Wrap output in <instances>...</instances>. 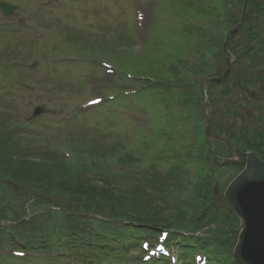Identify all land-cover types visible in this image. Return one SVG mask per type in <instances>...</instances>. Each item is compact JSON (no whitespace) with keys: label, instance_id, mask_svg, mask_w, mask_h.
I'll return each instance as SVG.
<instances>
[{"label":"rangeland","instance_id":"rangeland-1","mask_svg":"<svg viewBox=\"0 0 264 264\" xmlns=\"http://www.w3.org/2000/svg\"><path fill=\"white\" fill-rule=\"evenodd\" d=\"M9 1L18 3L20 10L16 15L17 18H22L23 21H21L22 27L15 33L11 29V26L15 27V25H11L10 20L3 19L0 16V63L11 62L8 70L11 74V79L5 78L6 82L9 81L7 83L9 94L0 102V112L7 111L10 113L11 120H22L31 114L34 106L38 104L45 105L47 108L46 114L35 119L29 125V129L25 130L19 139L22 147H33L38 151V155L47 159H53L52 149H57L56 151L59 153L60 150H63L61 147L65 146L68 141H71L78 148L84 147L86 149L87 143L91 144V142L110 147L112 146L111 144L118 140V136L123 134V138L127 142H131L138 130L146 131L147 124L152 122V120L149 121L148 119L147 122L144 118V123H146V126H144L139 119L131 116L127 109H125L124 115L128 119L122 116L117 117L112 111L111 105H107V94L99 92L87 94V91H83L81 84L89 86L87 78L92 72H95L96 66H100L99 63L118 70L121 76H124L128 71L133 72L134 77L138 78L136 84L140 86L142 81L139 78L150 76L173 85L183 83L186 79L193 80L195 78L193 76L194 73L189 69L187 70L188 75L183 73V70L187 69L184 58L192 62L194 58L197 60L201 59L197 54L198 51L194 53L192 52L193 49L190 48V44L193 46L197 43V39L194 38H197L199 31L196 32L194 38L183 37V33L180 32V29L185 26L183 24L184 17L185 19H190L186 23H193L189 15L190 10L184 16L186 6L182 4L183 0ZM184 2L187 5L191 3L197 5L199 0H185ZM138 7H142L143 11H137ZM55 16L60 17L61 20L56 19ZM197 21L201 26L208 25L207 28L213 24V22H209V18L205 14L197 18ZM139 22L145 24L142 30L153 28L151 37L148 40V46L141 40L133 44L130 43L132 40L129 39V36L135 34V24ZM260 22L264 24V19L260 20ZM211 29L212 31L220 30L216 25H212ZM191 30L193 32L196 31L194 29ZM240 32L241 30L234 37L237 40L236 43H239V40L242 41L240 36L237 37ZM202 35L205 37L206 32H203ZM189 39L192 42L188 43ZM38 43L43 44L44 48L41 50L42 54L39 56L40 60L36 65L37 68L32 69L30 67V63L34 59L33 57L30 60L33 56L32 47H36ZM181 43H184L183 47H179L182 45ZM230 43L232 42L230 41ZM199 46L204 51L208 49V47L199 44L194 45V48ZM85 47L89 48V50L79 54ZM22 48L30 51L29 57L23 60L19 56ZM44 50L48 52L44 53ZM52 50H55L58 54L50 53ZM59 53L65 56L73 55L74 63L57 62L56 58ZM142 54H146L145 57ZM173 56H175V59H170ZM138 58L140 59V64L136 62ZM237 59L232 62L233 72L228 76L231 79L228 82L227 80L224 81L229 84L230 88L237 89L236 92L232 90L233 93L228 94L221 83L214 85L210 83L208 85V98L211 100L213 107L212 119L221 125L230 123L231 117L227 107L235 103L236 97H238L240 104L236 103L243 110L242 106L245 105L243 99L245 93L243 94V92L245 91L254 94L255 102L254 108L246 110L249 128L251 130L254 129L253 127L256 128V126L260 129L264 128V92H260V89L264 90V62L258 65L256 71L252 74V76L259 78L257 84L252 86L254 89L251 86L239 88L237 85L241 79L242 72H236V68H249L250 66L247 63V59L242 60L240 63H237ZM175 60L180 62L183 60L182 65L186 68L182 72L180 71V78H176L173 73L165 71L166 64ZM213 61L214 67L211 73L197 75L201 82L210 77H219L220 75L214 74V71L226 67L227 60L224 56L218 59L215 58ZM63 64L64 66H62ZM38 68L40 70H37ZM186 75V78L183 77ZM33 81L38 83L35 84V90L30 91L27 89L25 82H31L30 84L34 85ZM101 81L99 84H101ZM93 83L96 84L95 80ZM90 85L92 86V79L90 80ZM182 88V86L178 87V89ZM148 89L145 91L146 101L152 107V112L162 103L166 104L163 113L165 115L171 111L167 101H180L177 95L173 98L161 95V88H155L150 85ZM153 93L163 96L167 101L161 100L158 95H153ZM178 94L185 96L186 93L181 91ZM99 95L104 97V104L107 106L100 107L98 111L86 113L84 109L89 99ZM129 107L130 105L128 104L126 108ZM173 111L175 114L183 112L178 105L174 106ZM15 120H12L11 123L13 124ZM153 122L155 128H158L161 118L156 116ZM244 124L246 125V122ZM244 124L241 125V121L236 120L239 130L244 127ZM148 129L150 133L154 131L152 126H148ZM168 130L170 129L165 125H160L159 134L153 143L158 144L159 147L167 145L169 143L167 142L168 136H166ZM216 132L220 133L221 130L218 129ZM227 138L228 135L224 139L213 137L212 141L224 146L223 142H228ZM144 145L146 149H149L145 142ZM227 154L218 153L220 158H217V160L222 161L221 157H225ZM215 167L217 166L215 165ZM107 171L112 173L111 177L114 176L116 178L115 182L119 181L118 185L123 188L139 184V180L136 177L145 179L144 183L149 191L155 186V182L149 180L147 174L140 173L133 165H117ZM237 171H239L237 167L230 165L222 167L221 172H219L222 186L214 192V201L220 206V210L224 214L227 213V211L223 210L226 207L223 199L224 189L234 175L237 174ZM92 177H94V180L99 179L96 174ZM0 188L9 192L12 196H22V187L15 180L10 181V179L0 178ZM172 188L173 185H171L170 189ZM170 195H172V192L168 193V196ZM46 199H48V196L42 203L43 206L36 205L35 208L39 209L32 214V217L35 216V213L40 212L42 207L49 208L48 205H44ZM21 204L26 205L24 203ZM164 204L166 203L161 201L160 206ZM230 219H232V215H230ZM223 225L225 229L228 230L229 228L232 230V234H235V228L238 226L235 222L228 225L221 223V226ZM45 261V259H36L38 264Z\"/></svg>","mask_w":264,"mask_h":264},{"label":"trees","instance_id":"trees-1","mask_svg":"<svg viewBox=\"0 0 264 264\" xmlns=\"http://www.w3.org/2000/svg\"><path fill=\"white\" fill-rule=\"evenodd\" d=\"M217 1L218 4L221 3L224 6L223 13L225 14L222 29L226 30L230 25L238 22L235 6H242L244 0H232L233 9L230 2L228 3L226 0ZM249 1L250 6L245 20L244 33H242V36L244 35L242 42L240 41L238 44L234 40L229 44V50L238 58L237 63L249 58L247 59L249 68H236V72H242L237 85L239 88L250 86L253 88L252 86L257 84L259 78L252 76V74L258 65L264 62V46L259 51L253 50L254 45H256L255 38L260 40V44L264 43V27L260 22L261 18H264V0ZM217 12L220 13L217 8L208 9L201 5L198 8V14L207 16L212 14L220 16ZM202 33L203 31L199 30V38L196 44L208 47L207 51L200 49V46L194 48L190 44L193 52L197 53L196 51H198L197 54L201 58L200 63H194L193 66H190V69L195 66L196 79L194 81L196 87L203 84L197 75L211 73L214 67L213 59L225 57L221 44L222 34L216 33L206 39ZM190 42L192 41L189 39L188 43ZM180 47L183 46L180 45ZM209 53L210 56L208 57L207 54ZM178 70L179 65L166 64L165 71L173 73L176 78H178ZM215 73L221 75L223 70L219 68V70L214 71ZM227 82L221 85L230 94L232 88ZM185 93V96L173 92L170 94L171 98L177 95L180 99L178 104L183 111L182 118L188 119L183 122L180 129L178 125L168 130L166 136H168L167 142L169 143L158 148L157 156L161 157L162 162L168 164L169 167L166 173L160 174L155 170L157 165L153 164V170L149 172L150 176H148L149 180L155 182L151 191L146 188L145 179L140 177H136L139 184L125 188L120 187L119 181L115 182L116 178L111 177L112 173L107 171L117 165H133L141 172L139 157L135 156L133 150H128L120 141L114 142L110 147L93 144V142L87 143L86 149L74 146L77 148L78 154L70 162L47 159L38 155V151L33 147H22L19 138L24 133L15 131L11 126L10 122L13 119L11 120L10 113L7 111L0 112V178L19 182L23 190V199L18 200L16 195L12 196L6 191L4 193L13 202H20L17 206L22 211H25V208L22 207L21 203L31 202L30 209L35 211L36 205H43L42 203L47 196L45 205L50 203L52 206L61 208L60 211L47 209L48 212L42 215L43 217L37 216L35 219V224L38 223L35 225L36 231L44 230V232L52 231L55 233L62 230L64 233L72 232L74 235L85 231L90 237L100 238L108 233L114 236V241H131L133 227L124 225L123 222L133 224L138 222L140 225L150 228L163 227L172 228L177 233L187 232L188 234L183 238L187 243H195L204 249L214 247L213 251L208 250L212 256V262L235 264L232 257L226 252L230 248L227 229L220 226H216L215 229H206L205 238H198L193 235L198 230L214 224V221L222 220L226 224L233 222L237 224L238 219L232 213L229 205L226 204V207L223 208L224 211H227L224 214L221 212L220 206L216 205L214 201V187L216 183L221 187L222 183L220 176L216 175V171L219 169L211 166L213 156L204 128L205 114H203V110L206 108V103L202 87H199L198 99H194L190 91H185ZM246 100L245 109H247V105L253 103L254 99L246 97ZM1 101L2 99H0ZM227 108L231 117L230 123L223 126L212 119L211 131L223 139L228 135L227 140L231 149L245 145L247 149H254L264 158V130H262L264 128L260 129L256 126V128L253 127L252 131L247 128L239 130L236 120L243 116L240 106L238 107L237 103H233ZM199 113L201 115H198ZM218 129L221 130L220 133L216 132ZM190 135L192 137L188 138L187 136ZM176 143L178 146H173ZM214 146L217 154H225L227 151L226 145L222 146L220 143L214 142ZM109 158L110 160H108ZM188 166L194 167V174L190 172ZM94 174L98 175V180H94L92 177ZM171 185H173L172 189H170ZM189 186L194 191L190 211L185 209L186 200L182 196ZM170 192L172 195L168 196ZM37 196L39 198L36 199ZM161 201L166 204L160 206ZM12 212L11 209L1 208L0 219L7 218ZM73 214L80 216L76 217L78 220L71 218ZM88 214L102 215L108 220L99 223L94 217H87ZM231 214L233 220L230 219ZM64 216H66V224H63L62 227L60 225L53 227L52 224L47 225L44 221L48 219L59 220ZM95 223H99V227L102 228L101 235L93 233L91 227H94ZM34 230L22 228L21 232L29 238L30 234H27ZM2 238L3 241L13 243L5 235ZM190 252L189 249L186 250V253ZM103 255L107 256V253L103 252Z\"/></svg>","mask_w":264,"mask_h":264},{"label":"water","instance_id":"water-1","mask_svg":"<svg viewBox=\"0 0 264 264\" xmlns=\"http://www.w3.org/2000/svg\"><path fill=\"white\" fill-rule=\"evenodd\" d=\"M246 9L247 6L245 12ZM227 43L228 40L225 49ZM230 57L231 54L228 53L226 73L208 82H222L227 78L231 71ZM209 122L208 114L206 128L211 139ZM233 154L234 157L217 163L220 166L235 165L242 169L225 191V198L240 220V235L234 250V259L238 264H264V162L255 153L235 150Z\"/></svg>","mask_w":264,"mask_h":264},{"label":"snow or ice","instance_id":"snow-or-ice-1","mask_svg":"<svg viewBox=\"0 0 264 264\" xmlns=\"http://www.w3.org/2000/svg\"><path fill=\"white\" fill-rule=\"evenodd\" d=\"M92 103H97V101H92ZM145 247H147V245H145Z\"/></svg>","mask_w":264,"mask_h":264}]
</instances>
